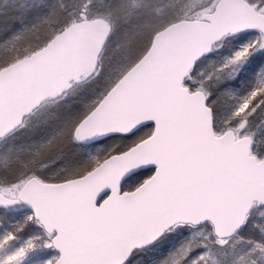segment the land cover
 <instances>
[{
	"label": "snow or ice",
	"instance_id": "1",
	"mask_svg": "<svg viewBox=\"0 0 264 264\" xmlns=\"http://www.w3.org/2000/svg\"><path fill=\"white\" fill-rule=\"evenodd\" d=\"M19 27L12 16L0 17L5 35ZM246 28L228 60L236 66L230 78L246 65L247 78L255 81L246 94L237 98L224 81L212 84L211 76L196 79L198 60L187 74L190 79L184 80L186 87L177 75L149 94L130 98L142 117L130 130L106 137L122 141L124 147L98 159L94 165L98 171L85 168L63 177L38 178L34 187L15 198L8 197L7 189L0 190V213L8 221L7 226L0 222V264H24L33 255L35 264H148L150 257L138 250L173 226L192 243L199 241L200 251L211 254V238L215 235L219 242L224 229L211 216L215 232H203L209 221L178 215L182 205L215 199L249 176L264 182V156L253 150L254 133L249 130L252 124L264 129V22ZM214 55L206 50L200 59ZM226 93L237 102L218 128L214 105ZM126 152L132 168L121 167L125 161L119 159L105 164ZM20 203L32 209L30 215L14 211ZM233 227L232 235L250 245V264H264V240L253 238L264 237V200L250 204ZM141 233L143 238L135 240ZM190 247L162 264H181ZM44 249H55L58 255L48 256ZM192 257L191 264H204L199 252Z\"/></svg>",
	"mask_w": 264,
	"mask_h": 264
},
{
	"label": "water",
	"instance_id": "2",
	"mask_svg": "<svg viewBox=\"0 0 264 264\" xmlns=\"http://www.w3.org/2000/svg\"><path fill=\"white\" fill-rule=\"evenodd\" d=\"M261 22L244 0H220L213 12L202 15L200 20L179 21L157 33L141 60L75 128L74 143L92 145L106 140L114 131L130 130L142 117V110L128 102L130 98L149 94L159 85L169 84L177 75L182 86L191 66L201 60L206 50L211 51L229 35L247 30L246 26ZM106 43L107 36L98 30L95 21H81L63 30L36 53L0 70V141L17 131L45 102L84 75L94 72ZM129 157L130 153L126 152L104 162L110 164L119 159L125 161L121 167L132 168L134 162ZM34 182L38 180H27L20 191L34 187ZM260 200H264V182L249 176L242 184L215 199L183 204L178 215L202 216L203 220L209 221L213 233L216 224L210 217L214 216L224 229L219 241H224L234 237L233 226L248 212L250 204ZM19 205L32 212L27 204L16 206ZM213 237L216 239L215 235ZM142 238L143 233L135 240ZM161 238L138 251L151 247ZM52 250L58 255L57 250Z\"/></svg>",
	"mask_w": 264,
	"mask_h": 264
},
{
	"label": "trees",
	"instance_id": "3",
	"mask_svg": "<svg viewBox=\"0 0 264 264\" xmlns=\"http://www.w3.org/2000/svg\"><path fill=\"white\" fill-rule=\"evenodd\" d=\"M68 1L78 2L49 0L46 4L29 5L32 7L21 4V7L17 0H12L0 9V17L10 15L20 22V27L8 35L0 31V70L39 51L65 28L82 21L70 22L66 18ZM110 1L107 9L109 6L114 9H110V15L115 24L114 27L110 24L112 41L110 28L108 32L101 30L103 22L100 18L84 19L94 20L99 30L108 36V43L99 60L100 65L104 59V69L98 67L94 73L71 84L65 92L46 102L29 117L19 130L0 141V144L11 142L13 149L3 170H0V190L4 187L19 188L31 178L63 177L85 168H95L92 167L93 156L89 153L98 146L101 160L114 149L124 147V143L117 139H106L95 146H78L73 142L72 134L76 126L145 54L154 35L177 21H173V13L167 11L170 8L153 13L154 7L166 3V0H156L155 3L143 0L144 7H150L148 13L128 12L129 1L132 0H119L123 9L117 8L114 0ZM123 70L124 73L118 76ZM26 122L29 128L25 127ZM253 150H257L254 145ZM259 155L262 156L260 152ZM43 168L48 169L42 171ZM14 210L30 215L21 206Z\"/></svg>",
	"mask_w": 264,
	"mask_h": 264
},
{
	"label": "rangeland",
	"instance_id": "4",
	"mask_svg": "<svg viewBox=\"0 0 264 264\" xmlns=\"http://www.w3.org/2000/svg\"><path fill=\"white\" fill-rule=\"evenodd\" d=\"M12 0H0V9L6 7V5ZM20 3V6H28L29 5H37V4H46L49 0H17ZM78 2H69L66 10V18L70 22H74L77 20H84L88 17H93L102 20L101 30L103 32H108L110 28L109 35L112 33V29L110 24H113L111 17L112 6H109L110 0H77ZM155 3L156 0H149ZM218 0H166V3L158 5V7H154V14L161 13L163 10L168 9V12L173 13L174 20H199L200 16L203 14L210 13ZM252 6H254L259 11L264 14V4L260 2V0H247ZM111 2V1H110ZM143 0H132L129 1V11L138 13L141 11H145L148 13L150 7H144ZM165 2V1H163ZM113 3H116V7L119 9H123L122 4L119 0H114ZM168 5V6H166ZM166 6V7H165ZM115 7V5H114ZM111 9V10H110ZM113 33L110 35V40L112 41ZM237 37L228 38L223 41L217 47H215L212 52L215 54L214 58L211 60H201L199 63V68L197 72L196 79L204 80L206 77H213L211 83L215 84L220 81H224V85L230 87L238 98L244 94L246 91L255 83L254 80L247 78L248 74L245 72V66H241L237 72L235 77L230 78L231 75L236 71V66L230 65L228 63L229 58L238 50L235 45V41ZM102 60V59H101ZM104 59L101 61L100 65L98 64L99 69H104ZM97 67V68H98ZM125 70L121 71L118 76L124 73ZM200 74H203L202 76ZM117 76V77H118ZM190 78V77H189ZM218 78V79H217ZM237 99H230L229 95L226 93L222 97V102L217 101L214 105V111L218 115V120L216 121L218 128L222 126L224 120L233 110ZM26 126L29 128L28 122H26ZM249 130L254 133L255 143L253 144L256 149L264 156V129L257 127L255 124L249 126ZM7 144V145H6ZM6 144H0V170H3L5 163L7 162V158L13 152L11 149L12 143L8 142ZM97 145V144H95ZM94 145V146H95ZM88 147V146H87ZM100 146L96 148V150L89 153L93 156L92 167L96 164V161L100 158ZM12 155V154H11ZM101 160V159H100ZM48 168H43V170ZM40 171V172H42ZM8 190V197L14 198L18 193L19 188H3ZM16 211V210H14ZM19 212V211H18ZM21 213V212H20ZM25 215L24 213H21ZM251 214V213H250ZM0 222H2L3 226H7L8 221L7 217L0 213ZM199 231V229H198ZM205 233H212L211 227L207 226L202 230ZM257 240H264V237L259 236L258 234L253 237ZM203 239V237L201 238ZM211 243V254L207 251H200L201 245L199 241L192 243L191 238L183 237L180 233V228L176 227L169 233H167L163 239L158 242L153 247L142 251L139 253L141 256L150 257L148 264H162V261L166 260L173 253H177L178 250L186 248L189 244L191 247L188 248V256L184 257L181 261V264H191V260L189 257H192V254L195 252H199L201 257H204V264H213V261L216 260L219 264H250L248 253L250 251V245L246 242L244 238H238L237 236L223 241L216 242V240L212 237ZM44 252L47 253L48 256H51L50 252H53L52 249H44ZM55 255V254H54ZM52 255V256H54ZM195 258V257H192ZM24 264H35V257L29 256L25 259Z\"/></svg>",
	"mask_w": 264,
	"mask_h": 264
},
{
	"label": "flooded vegetation",
	"instance_id": "5",
	"mask_svg": "<svg viewBox=\"0 0 264 264\" xmlns=\"http://www.w3.org/2000/svg\"><path fill=\"white\" fill-rule=\"evenodd\" d=\"M258 13H259L260 16H264L263 12L258 11Z\"/></svg>",
	"mask_w": 264,
	"mask_h": 264
}]
</instances>
